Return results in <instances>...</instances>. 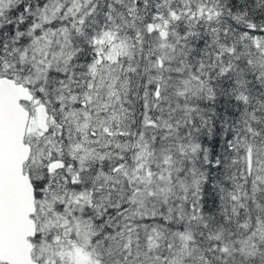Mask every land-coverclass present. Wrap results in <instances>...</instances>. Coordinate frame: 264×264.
<instances>
[{"label": "snow or ice", "instance_id": "obj_1", "mask_svg": "<svg viewBox=\"0 0 264 264\" xmlns=\"http://www.w3.org/2000/svg\"><path fill=\"white\" fill-rule=\"evenodd\" d=\"M0 264H264V0H0Z\"/></svg>", "mask_w": 264, "mask_h": 264}]
</instances>
